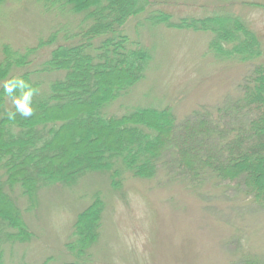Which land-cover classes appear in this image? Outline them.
I'll return each mask as SVG.
<instances>
[{
  "label": "trees",
  "instance_id": "trees-1",
  "mask_svg": "<svg viewBox=\"0 0 264 264\" xmlns=\"http://www.w3.org/2000/svg\"><path fill=\"white\" fill-rule=\"evenodd\" d=\"M7 1L0 0V6ZM38 1L47 13L66 11L83 18L73 27L68 22L53 30L33 46H3L0 264L6 246L33 236L16 189L33 208L42 187L73 185L93 171H104L112 188L122 190L126 173L154 179L166 167L169 177L193 186L207 179L232 184L264 208V63L260 60L264 50L260 36L242 17L222 14L218 7L219 13L212 16L175 21L171 13L153 9L155 0ZM143 14L153 25L212 32L209 48L217 59L247 69L236 83V92L216 107L201 105L183 118L171 104L138 107L125 114L128 108L121 107L113 113L111 104L125 98L151 67V51L140 40H132L128 30ZM51 45L55 46L48 59L30 70L38 53ZM33 75L45 79L34 81ZM12 77L36 89L31 117L17 114L15 120L8 119L15 108L2 84ZM105 206L97 195L78 215L67 244L75 261L66 264L90 259L101 237ZM242 264L264 261L248 257Z\"/></svg>",
  "mask_w": 264,
  "mask_h": 264
},
{
  "label": "rangeland",
  "instance_id": "rangeland-1",
  "mask_svg": "<svg viewBox=\"0 0 264 264\" xmlns=\"http://www.w3.org/2000/svg\"><path fill=\"white\" fill-rule=\"evenodd\" d=\"M155 1L153 9L171 13L175 21L212 16L219 13L218 7L222 14L240 16L260 36L264 50V0ZM43 6L38 0H8L0 6V60L5 44L33 46L53 30L68 22L73 27L83 18L66 11L47 13ZM146 17L133 20L128 30L132 40L151 51V67L125 98L111 104L113 113L121 107L128 108L125 114L171 104L183 118L201 105L216 107L236 92L247 69L217 59L209 48L212 32L153 25ZM54 46L43 48L28 68L48 59ZM260 60L264 63V51ZM41 78L33 75L34 81ZM170 174L166 167L154 179L126 173L123 189L114 190L107 173L93 171L73 185L42 187L33 208L16 189L33 236L6 246L3 264L75 261L67 244L78 215L97 195L106 204L101 237L83 264H242L248 257L264 261V208L232 184L207 179L193 186Z\"/></svg>",
  "mask_w": 264,
  "mask_h": 264
},
{
  "label": "clouds",
  "instance_id": "clouds-1",
  "mask_svg": "<svg viewBox=\"0 0 264 264\" xmlns=\"http://www.w3.org/2000/svg\"><path fill=\"white\" fill-rule=\"evenodd\" d=\"M2 88L4 95L11 99L15 108L14 112H8V119L15 120L17 114L25 118L34 114L33 97L36 89L28 82L22 78L12 77L3 81Z\"/></svg>",
  "mask_w": 264,
  "mask_h": 264
}]
</instances>
